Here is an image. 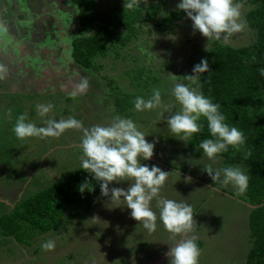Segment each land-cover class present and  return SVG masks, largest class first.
I'll use <instances>...</instances> for the list:
<instances>
[{
    "label": "rangeland",
    "instance_id": "374dc122",
    "mask_svg": "<svg viewBox=\"0 0 264 264\" xmlns=\"http://www.w3.org/2000/svg\"><path fill=\"white\" fill-rule=\"evenodd\" d=\"M237 1L244 19L252 7ZM178 2L143 0L139 7L145 14L136 25V36L125 46H113L106 57H96L99 70L93 72L76 65L71 56L70 42L80 20L69 0H0V215L81 167L83 129H66L58 137L20 139L14 127L21 114L38 127H46L47 120L75 118L84 128L107 126L119 115L133 119L155 144L152 158L141 163L170 173L160 196L192 205L196 229L188 235L200 243L199 264H246L251 247L249 214L256 206L231 185L211 181L202 171L207 162L203 155L192 157L184 142L170 137L157 114L162 108L134 110L135 98L147 99L154 88L161 90L166 105L174 103V83H188L183 76L192 74L213 43L222 44L206 45V38L193 33L189 19L174 22L170 32L142 23L150 16L147 7L158 9L159 20L179 11ZM123 4L124 0H99L95 10L113 11ZM254 39L246 25L228 45L249 46ZM170 74L178 78L174 81ZM126 95L133 104L118 111L119 97ZM39 104L51 105L46 116L38 114ZM233 156L222 153L213 167L229 166L226 160ZM236 165L247 173L243 165ZM185 177L191 181L186 183ZM109 187L126 189L128 182ZM107 204L108 198L100 192L86 202L79 216L60 230L36 235L30 245L0 235V264H168V248L180 236L173 237L159 221L150 234L130 218L127 209H109ZM151 206L158 214L156 199ZM48 240L55 242L51 250L43 247Z\"/></svg>",
    "mask_w": 264,
    "mask_h": 264
},
{
    "label": "clouds",
    "instance_id": "9594fccd",
    "mask_svg": "<svg viewBox=\"0 0 264 264\" xmlns=\"http://www.w3.org/2000/svg\"><path fill=\"white\" fill-rule=\"evenodd\" d=\"M141 3L143 0H124L123 7L134 11L140 8ZM176 7L191 21L193 33L198 32L206 38V45L216 41L227 45L233 34L246 28L241 13L242 5L234 0H179ZM259 71L264 76V68ZM207 72H210L209 63L201 59L193 66L191 75L183 76L188 83H174L171 89L174 103L166 105L161 90L154 88L147 99L143 96L135 98L134 110L143 112L162 108L157 114L166 123L170 137L184 142L185 146V142L200 133L206 123L210 138L199 143V149L207 161L202 171L212 182L231 185L238 193H244L249 183L244 168L240 165L213 167L220 155L229 148L241 150L246 138L242 130L225 122L221 105L201 91L200 74ZM170 75L174 81L178 78ZM36 107L38 114L43 117L50 111L51 105L39 104ZM46 124V127H38L29 122L25 114H21L14 132L18 138L27 139L58 137L66 129H83L79 144L81 168L99 183L101 195L108 198L107 207L127 209L130 218L150 234L157 230L159 221L173 237L180 236L181 239L168 248V264H199L197 238L188 235L196 229L192 205L160 196L169 172L156 165L149 167L141 163L152 158L155 144L146 139L145 133L133 119L117 115L107 126L96 124L88 128H84L82 122L75 118L47 120ZM250 155V152L245 151L244 159L247 160ZM184 180L190 182L191 177H185ZM124 181L128 182L126 189L109 187ZM78 191L81 194L92 192L94 186L85 180L78 186ZM154 199L157 201L158 214L151 206ZM43 247L51 250L55 242L48 240Z\"/></svg>",
    "mask_w": 264,
    "mask_h": 264
},
{
    "label": "trees",
    "instance_id": "16d2710c",
    "mask_svg": "<svg viewBox=\"0 0 264 264\" xmlns=\"http://www.w3.org/2000/svg\"><path fill=\"white\" fill-rule=\"evenodd\" d=\"M69 1L75 6L76 18L80 20L78 31L70 42L71 56L76 65L93 72L99 70L96 57H106L113 46H125L136 36L134 30H139L136 25L145 14L141 8L131 11L120 6L113 11L97 12L95 5L99 0ZM240 2L252 7L244 20L255 33V39L251 45L243 47L213 43L204 58L209 63L210 72L200 74V84L201 91L221 105L225 122L242 130L246 138L242 151L229 148L228 154L234 156L226 162L241 164L247 169L249 183L244 194L256 207L249 214L251 247L246 264H264V76L259 71L264 68V0ZM146 11L150 16L142 23L154 24L160 32H170L174 22L188 20L179 10L170 12L157 23L158 9L152 6ZM122 30L124 33L119 36ZM128 98L129 95L119 97L118 111L131 108L133 103ZM206 138L210 137L205 123L201 132L187 142L192 157L203 155L199 143ZM245 151L251 153L247 160L244 159ZM85 180L94 186V191L81 194L78 186ZM99 193V183L80 167L8 207L9 211L0 215V235L21 245H30L36 235L60 230L79 216L86 202ZM198 246L200 248V243Z\"/></svg>",
    "mask_w": 264,
    "mask_h": 264
},
{
    "label": "crops",
    "instance_id": "0c3cea01",
    "mask_svg": "<svg viewBox=\"0 0 264 264\" xmlns=\"http://www.w3.org/2000/svg\"><path fill=\"white\" fill-rule=\"evenodd\" d=\"M169 174H170V173H169ZM163 188H164V187H163ZM163 188H162V189H163ZM162 189H161V190H162Z\"/></svg>",
    "mask_w": 264,
    "mask_h": 264
}]
</instances>
